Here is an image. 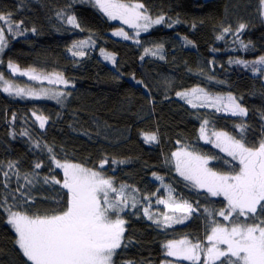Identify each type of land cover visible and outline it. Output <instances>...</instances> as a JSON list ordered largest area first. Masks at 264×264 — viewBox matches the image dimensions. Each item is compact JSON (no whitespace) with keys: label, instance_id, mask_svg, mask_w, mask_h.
I'll return each instance as SVG.
<instances>
[{"label":"trees","instance_id":"trees-1","mask_svg":"<svg viewBox=\"0 0 264 264\" xmlns=\"http://www.w3.org/2000/svg\"><path fill=\"white\" fill-rule=\"evenodd\" d=\"M121 2L142 3L151 17L164 16L165 22L136 35L132 27L106 16L95 0H0V12L12 13L13 20H22L21 28L26 29L24 35L13 36L4 25L8 46L0 55V74L11 81L19 78L8 70L9 62L43 75L62 73L69 84L55 91L70 93L60 97L61 102L16 100L0 88V201L7 200L0 205V264H30L16 244L15 231L6 222L7 206L15 204L13 211L29 214H52L66 203L65 189L44 183V177L63 179L62 169L55 168L45 145L61 162L100 170L117 186L130 185V194L132 188L138 190L132 192L140 201L137 207L120 213L126 221L125 239L113 258L114 264H190L167 257L164 245L185 237L203 241L213 218L228 223L204 211H219L227 201L192 186L169 162L175 161L173 152L187 149L219 157L209 162L214 171L229 173L233 166L238 168L226 153L199 139L204 119L211 121L209 131H227L237 138L240 132L234 125L243 122L249 144L255 146L262 139L264 75L234 62H252L264 56L260 0ZM58 12L74 15L80 27L69 25ZM177 20L180 22L173 23ZM240 24L246 27L238 32ZM225 28L231 29L226 35ZM121 29L128 39L113 35ZM219 36L223 39H217ZM80 40L90 43L81 49L84 57H74L68 49ZM158 46H162L161 51ZM101 49L113 55L115 62L106 60ZM145 49L151 51L145 54ZM193 88H203L210 95L231 94L247 115L193 108L176 95ZM36 115L46 118L44 128H40ZM144 134H156L157 141L146 143ZM105 157L109 163L100 169ZM226 160L230 163L225 164ZM9 162L15 167L10 169ZM36 163L42 167L36 169ZM4 172L9 173L10 180ZM26 174L32 185L26 184ZM20 184L26 185L22 191L29 194L31 202L24 203L25 198L16 191ZM170 189L194 206L198 203L199 211L183 224L163 228L148 219L143 209L150 204L155 216L168 211L156 204V199H167ZM144 195L150 200H144Z\"/></svg>","mask_w":264,"mask_h":264},{"label":"snow or ice","instance_id":"snow-or-ice-1","mask_svg":"<svg viewBox=\"0 0 264 264\" xmlns=\"http://www.w3.org/2000/svg\"><path fill=\"white\" fill-rule=\"evenodd\" d=\"M96 6L110 19H119L123 23L134 29L148 31L153 25L165 22L164 16L151 18L147 9L142 3H124L121 0H95ZM261 12L264 15V0H260ZM69 25L79 28L74 15H64L63 12L57 14ZM0 53L8 46V39L5 35L4 25L7 26L9 34L13 36L24 35L26 29H22L23 21L13 20L12 13L0 12ZM174 21L173 23H179ZM171 27L172 25H168ZM246 25L240 24L238 32L244 30ZM33 33L36 32L32 28ZM231 31L225 28L224 33ZM113 35L128 39L129 36L123 29L114 32ZM136 35H139L137 31ZM223 39V36L217 37ZM89 40H80L68 49L74 57H84L82 51ZM139 43V41H137ZM191 43V41H188ZM244 45L243 41H240ZM158 51L162 46H158ZM151 50L145 49V54ZM104 58L115 62L113 55L105 53L101 49ZM156 54V53H153ZM163 59V56L160 57ZM143 59V57H141ZM232 63L233 61H229ZM245 67H250L256 74L264 75V56L259 59L246 62L244 60L234 61ZM13 74L19 73L28 76L29 80H47L50 84H64L68 86L62 73L43 75L37 73L35 69L21 71L19 67L11 62L8 64ZM0 82H3V91L9 94L13 92V85L0 74ZM137 83H142L137 81ZM50 90L41 89L39 92L29 89L15 87L17 96L27 95L34 99L48 96ZM70 95V93L51 91L50 98L57 102L60 97ZM176 95L193 108L208 107L216 112H224L226 115L241 116L247 115V110L242 107L236 97L231 94L225 96L210 95L203 88H193L191 91L177 92ZM35 115V113H34ZM40 128H44L46 118L36 115ZM210 120L204 119L199 129V139L205 143H211L221 152L226 153L236 162L238 168L232 167L229 173H220L209 167L212 159H219L216 156L199 155L194 151L181 149L173 152L172 158L175 160L176 172L192 186L205 190L213 197L222 196L227 201V206L219 211L205 208L207 216H219L227 224L216 219H212L203 241L191 240L187 237L180 240L168 241L164 248L165 255L173 257L178 261H188L190 264H264V132L262 139L253 146L244 138L246 125L241 122L234 125L240 137L230 134L227 131H209ZM214 138V139H213ZM146 143L156 142V134H144ZM36 147H40L39 144ZM47 151L55 168L62 169L63 179L58 180L53 177H44V183L51 182L58 184L66 190V203L62 210H53L52 214L47 212L41 214L39 211L29 214L28 211H13L16 205H9L5 208L7 212V223L14 229L17 240L16 244L21 249L23 255L30 264H114V256L121 248L125 239V219L120 216L126 208H136L140 203L135 195L128 192L130 185L120 184L117 186L114 179L108 177L100 170L88 168L78 163L61 162L56 158L53 149L47 145ZM109 161L105 157L100 162V169H103ZM112 163H125V161H115ZM229 164V161H224ZM8 167L15 165L9 162ZM42 167L41 163H36L35 168ZM10 180L9 173H3ZM155 176V174H153ZM17 173V179H19ZM156 179H161L155 176ZM24 180L27 185H32L33 180L26 174ZM25 184H20L16 191L24 197V203L31 202L28 193L22 191ZM4 187H8L7 181ZM132 188V192H137ZM169 190L167 199H156V204L164 205L168 210L162 212L160 216H155L150 212L149 206L144 207V215L152 220L157 226L171 228L174 224H183L186 220L199 211V204L195 206L187 200L173 198ZM12 199L15 201L16 197ZM144 200H150L149 195L143 196ZM131 201V203H129ZM7 204V200L0 201V205ZM224 246V247H222ZM166 264H172L167 261Z\"/></svg>","mask_w":264,"mask_h":264},{"label":"rangeland","instance_id":"rangeland-1","mask_svg":"<svg viewBox=\"0 0 264 264\" xmlns=\"http://www.w3.org/2000/svg\"><path fill=\"white\" fill-rule=\"evenodd\" d=\"M149 15V14H148ZM150 16V15H149ZM151 17V16H150ZM151 18H153V19H155L154 17H151ZM157 18V17H156ZM263 18H264V15H263ZM116 21H119V22H121V23H123L121 20H119V19H116ZM123 24H125V23H123ZM125 25H127V24H125ZM127 26H129V25H127ZM156 26H158V25H153V26H151L149 29H148V31L149 30H151L152 28H154V27H156ZM133 30L137 33V31H139V34H141V33H146V32H148V31H143V30H140V29H134L133 28ZM114 32H117V31H114ZM228 34V33H227ZM225 35H226V33H225ZM231 36H235V34H231ZM121 37V36H120ZM241 50L243 51L244 49L243 48H241ZM0 55H1V53H0ZM0 61H1V57H0ZM260 66V65H259ZM260 67H264V66H260ZM8 70L12 73V71H11V69H9V67H8ZM21 71H24V70H22V69H20ZM13 74V73H12ZM13 75H15V76H18V75H20L19 73H16V74H13ZM4 76V75H3ZM5 77V76H4ZM5 79L6 80H8L12 85H13V92H12V94H10V95H12L16 100H30V99H34V98H31V97H29V96H27V95H23V96H17L16 94H15V87L16 86H18V87H20V88H24V89H29V88H31L32 90H34V91H37V92H39L41 89H46V90H50L49 92H51V91H55L56 89L58 90L59 88H61L62 86H63V84H50V83H48V81L47 80H44L43 82H41V81H34V80H29V78H28V76H22V75H20L19 76V78L18 79H15V81H11V80H9V79H7L6 77H5ZM24 80H26L27 82H25ZM49 86L52 88H49ZM3 87H4V85H3V82H0V88L3 90ZM54 89V90H53ZM4 92V91H3ZM6 93V92H5ZM7 95H9V93H6ZM48 95H51V93H49ZM217 95H220V96H227V95H225V94H217ZM49 97L50 96H42V98H40L39 100H45V101H51V102H57V100H55V99H53V100H51V99H49ZM169 165H170V167H172L173 169H174V171L176 172V169H175V161L174 162H169ZM176 174H178L177 172H176ZM188 182V181H187ZM190 183V182H189ZM131 194H132V192H131ZM132 195H134V194H132ZM172 196H173V198H175V199H183V198H181V196H179V195H177L174 191H172ZM178 196V197H177ZM184 200V199H183ZM124 227H125V225H124ZM14 230V229H13ZM182 239H184V238H182ZM180 240V239H179ZM222 247H224V246H222ZM166 250V249H165ZM169 258H172V259H175V258H173V257H169ZM186 262H188V261H186ZM190 263V262H189Z\"/></svg>","mask_w":264,"mask_h":264}]
</instances>
